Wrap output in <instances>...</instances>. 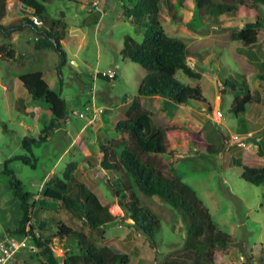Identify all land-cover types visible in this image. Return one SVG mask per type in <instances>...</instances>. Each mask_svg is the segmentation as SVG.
I'll return each instance as SVG.
<instances>
[{"label": "rangeland", "instance_id": "1", "mask_svg": "<svg viewBox=\"0 0 264 264\" xmlns=\"http://www.w3.org/2000/svg\"><path fill=\"white\" fill-rule=\"evenodd\" d=\"M97 1V7L92 5L93 0L46 3L50 18H62L63 13V18L70 24L64 45L69 62L62 67L61 75L57 71L60 61L57 52L36 49L35 32L24 30L15 42L12 38L16 35L5 38L0 34V44L10 43L17 52L15 60L0 58V234L11 233L22 216L20 200L10 189L9 175L3 171L4 163L28 154L23 139L38 138L52 118L48 105L33 101L19 80L20 76L36 71L44 73L54 91L62 92L69 110L83 109L94 92L96 105L104 107L105 113L91 124L72 115L70 123L62 122L48 140L32 146L37 158L35 167L20 159H13L9 167L23 187L36 194V201L44 181L54 175L62 176L68 163L76 161V177L94 191L103 204L111 205L112 214L124 216L116 205L113 189L99 173L100 145L108 138L123 135L115 129V124L125 118L127 108L137 95L140 80L146 74V70L133 62L123 48L127 36L142 41L140 24L148 17L134 21L126 19L123 5H130L129 0ZM178 1L173 0V8L165 7V13L155 17L169 35L187 43L188 64L202 77L193 79L182 71L176 76L191 86H200L206 101L175 105L160 96H143L142 104L153 113L154 123L168 130L179 162L178 174L197 191L219 227L232 236L233 241L227 250H216L217 264H264V184L245 181L236 164V160L241 159L243 165L263 167L264 154L255 144L245 148L233 141V134H242V139H247L248 132L264 140V5L245 0L239 5L236 16L223 15L220 23L214 24L198 15L192 0H184L183 6ZM29 13L30 10L18 0H8L4 20ZM91 13L96 15L95 19L89 17ZM257 15L263 22L258 43L245 47L233 40L232 31L255 21ZM76 27L85 32L86 43L80 49L78 40L83 34L71 31ZM78 34L75 38L74 35ZM115 64L119 68L114 80L98 75L97 71ZM241 75L246 78L255 100L247 105V125L230 111L233 100L245 95V87L233 90L226 85L227 78ZM20 105L24 107L19 108ZM217 110L222 112V118L218 117ZM85 123L87 127L83 128ZM198 137L213 145L216 152L207 153L194 147L192 140ZM252 140L258 142L255 137ZM143 204L161 222L153 240L146 239L132 226L127 215L125 224L90 230L61 205L50 212L36 205L32 222L36 224L40 218L52 216L74 228L85 229L86 233L116 252L129 254L130 264H164L166 258H172L178 264H194L188 255L181 254L186 240V223L180 212L158 196L143 197ZM55 252L62 254L58 247ZM26 253L18 251L15 255L21 261L19 264L26 260L28 264H34Z\"/></svg>", "mask_w": 264, "mask_h": 264}, {"label": "trees", "instance_id": "2", "mask_svg": "<svg viewBox=\"0 0 264 264\" xmlns=\"http://www.w3.org/2000/svg\"><path fill=\"white\" fill-rule=\"evenodd\" d=\"M18 1L25 5L26 9L31 10V14L38 16L42 23H34L29 15L4 23L8 0H0V34L10 38L13 34L28 29L35 32L36 49H52L57 52L60 59L57 71L61 75L62 67L69 62L68 52L64 46L69 24L63 16L50 18L46 3L53 0ZM192 1L198 15L214 24H219L223 15L236 16L239 5L245 3V0ZM129 2L130 5H123V15L126 19L134 21L147 16L148 20L140 24L143 31L142 41L127 36L123 51L133 62L142 66L146 74L140 80L137 95L127 108L125 118L115 124V129L123 135L120 138H108L101 143L102 156L98 165L99 173L113 189L117 198L116 203L123 210L124 216L112 214L114 210L111 205L103 204L99 196L76 177L78 167L76 161L68 163L62 176L54 175L45 180L36 201L34 200L36 194L23 187L21 180L9 167V163L13 159H20L35 167L37 158L33 154L32 146L48 140L51 132L60 127L70 114V110L62 92L54 91L42 72H31L19 78L32 100L45 102L52 115L38 138L23 139V146L28 154L6 160L3 170L9 175L10 189L20 200L22 208L18 226L11 230V233L17 236L33 234L37 248L26 255L35 262L34 264L130 263L129 254L116 252L111 246L86 233L84 229L74 228L52 216L40 218L34 224L32 213L38 204L44 211H55L61 205L90 230L125 224L124 217L127 215L135 221L132 226L143 233L146 239L153 240L161 222L155 213L143 204V197L158 196L182 215L186 223V240L181 254L188 255L194 264H217L216 250H227L233 241L232 236L213 220L209 207L197 191L178 174L179 162L168 130L155 124L153 113L142 104L143 96H160L175 105L206 101L200 86H191L176 76L178 71H182L193 79L202 77L200 72L188 64L190 55L187 43L181 38L169 35L155 17L164 14L165 7L173 8V0ZM253 2L264 5V0ZM178 3L181 6L185 5L184 0H179ZM262 26L263 22L257 15L255 21L247 22L242 28L233 30L232 38L245 47L253 46L258 43V33ZM0 58L8 61L17 58V52L12 44H0ZM234 77L226 79L227 87L233 90L245 87L246 93L233 100L230 111L241 117L240 122L243 125H247V105L255 100L249 92L246 78L242 75ZM261 141L258 148L259 152L264 154V140ZM192 145L203 152H216L214 146L201 137L193 139ZM236 164L240 167L241 177L245 181L254 185L264 184V166H246L242 164L241 159H237ZM35 231L39 232V236L35 235ZM56 247L62 254H56ZM262 260L264 263V256ZM17 263L20 262L15 258L13 264ZM23 264H28L27 260ZM164 264L178 263L172 258H166Z\"/></svg>", "mask_w": 264, "mask_h": 264}, {"label": "built area", "instance_id": "3", "mask_svg": "<svg viewBox=\"0 0 264 264\" xmlns=\"http://www.w3.org/2000/svg\"><path fill=\"white\" fill-rule=\"evenodd\" d=\"M97 3H95L96 5ZM34 23L41 24L42 21L38 16L31 14L30 17ZM119 65H115L106 70L97 71L98 75L103 78H106L110 81L114 80L117 76V69ZM39 110L38 107H35ZM105 113V108L101 106H97L95 103V94L92 92V97L90 101L83 107L81 110H70V114L66 116L64 119L65 123H70L71 116H76L81 119H85L88 121V124L95 122L100 119ZM219 118L223 117V114L220 110L216 111ZM247 139H242V134H233V141L236 142L241 147H254V144L258 146V143L262 138L256 137L252 132L246 133ZM257 139L258 142L254 143L252 138ZM246 140H249L247 142ZM43 187V185H42ZM35 235L39 236V232L35 231ZM36 243L34 242V236L31 233H26L24 236L12 235L10 232H4L0 236V264H13L15 255L18 251H27L33 252L36 250Z\"/></svg>", "mask_w": 264, "mask_h": 264}, {"label": "crops", "instance_id": "4", "mask_svg": "<svg viewBox=\"0 0 264 264\" xmlns=\"http://www.w3.org/2000/svg\"><path fill=\"white\" fill-rule=\"evenodd\" d=\"M85 2H90V0L88 1V0H85ZM98 1L97 0H93V2H92V5L93 6H95V3H97ZM98 4V3H97ZM96 7H97V5H96ZM7 10H8V5H7ZM31 10H30V13L29 14H27V15H29V17H30V15H31ZM62 14V16H64V14L63 13H61ZM7 15V14H6ZM20 17H23V16H20ZM89 17H93V19H95L96 18V15L94 14V13H91V15L89 16ZM16 18H18V17H16ZM5 19V18H4ZM15 19V18H14ZM11 20H13V19H11ZM11 20H3V22L4 23H8L9 21H11ZM65 20V19H64ZM66 21V20H65ZM67 22V21H66ZM68 23V22H67ZM69 24V23H68ZM70 25V24H69ZM71 31L72 32H75V33H82L83 35L79 38V40H78V49H80L82 46H84L85 45V43H86V39H85V32L82 30V28H80V27H76V28H72L71 29ZM22 32V31H21ZM21 32H17V33H15L14 35H13V37L16 35V37H14V38H12V40L15 42V41H18V39H19V37H21V35H20V33ZM75 36V38L76 37H78L79 36V34L78 35H74ZM64 45H66V41L64 40ZM74 54H76V53H74ZM115 65H117V64H115ZM114 65V66H115ZM43 75H44V73H43ZM73 98H74V100H77L78 101V99H77V97L76 96H73ZM24 106L23 105H20L19 106V108H23ZM67 107H68V105H67ZM69 109H70V107H69ZM104 115V114H103ZM85 127H87V124L85 123V125L83 126V128H85ZM55 130H57V128H55L54 129V131ZM75 131H78V130H75ZM76 174V173H75ZM116 205H118V204H116ZM48 212H50V211H48ZM122 213L124 214V212H123V210H122ZM72 214V213H71ZM73 215V214H72ZM117 216H120V215H117ZM121 217V216H120ZM75 218H77V217H75ZM78 220H80L79 218H77ZM81 221V220H80ZM86 228V227H85ZM103 228V227H102ZM7 228H5L4 229V231L6 230ZM77 229H80V228H77ZM85 230V229H84ZM3 231V232H4ZM86 232V231H85ZM3 233H1L0 234V236L2 235ZM106 244V243H105ZM108 245V244H107ZM17 260H18V262H21L18 258H17ZM130 262H131V256H130ZM130 264V263H129Z\"/></svg>", "mask_w": 264, "mask_h": 264}, {"label": "water", "instance_id": "5", "mask_svg": "<svg viewBox=\"0 0 264 264\" xmlns=\"http://www.w3.org/2000/svg\"><path fill=\"white\" fill-rule=\"evenodd\" d=\"M23 6L26 8L25 5H23ZM129 219L133 222V224L135 223V221L132 218H129Z\"/></svg>", "mask_w": 264, "mask_h": 264}]
</instances>
